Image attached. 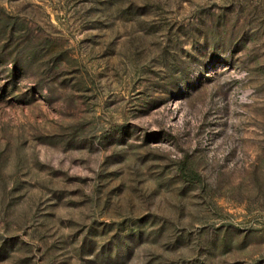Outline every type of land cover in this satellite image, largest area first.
Returning <instances> with one entry per match:
<instances>
[{
    "label": "rangeland",
    "instance_id": "374dc122",
    "mask_svg": "<svg viewBox=\"0 0 264 264\" xmlns=\"http://www.w3.org/2000/svg\"><path fill=\"white\" fill-rule=\"evenodd\" d=\"M0 264H264V0H0Z\"/></svg>",
    "mask_w": 264,
    "mask_h": 264
}]
</instances>
